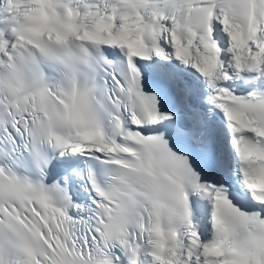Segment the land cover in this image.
<instances>
[{
    "label": "snow or ice",
    "instance_id": "snow-or-ice-1",
    "mask_svg": "<svg viewBox=\"0 0 264 264\" xmlns=\"http://www.w3.org/2000/svg\"><path fill=\"white\" fill-rule=\"evenodd\" d=\"M0 264H264V0H0Z\"/></svg>",
    "mask_w": 264,
    "mask_h": 264
}]
</instances>
